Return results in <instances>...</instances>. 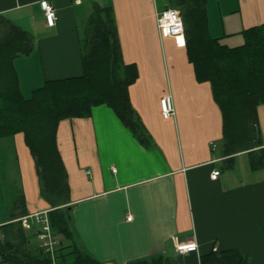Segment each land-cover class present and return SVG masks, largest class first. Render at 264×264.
<instances>
[{
    "label": "crops",
    "instance_id": "0c3cea01",
    "mask_svg": "<svg viewBox=\"0 0 264 264\" xmlns=\"http://www.w3.org/2000/svg\"><path fill=\"white\" fill-rule=\"evenodd\" d=\"M43 1L0 0V19L35 40L33 53L14 63L26 99L47 81L83 75L81 39L95 6L112 9L123 63L139 74L129 96L144 142L107 106L64 120L57 131L72 230L82 249L102 264L158 255L201 264L202 256L232 249L249 264H264V165L252 169L248 151L224 155L223 119L210 84L197 79L186 47L160 36L157 13L166 0H49L57 12L54 27L46 24ZM207 10L210 35L230 48L244 44L245 31L264 25V0H208ZM166 97L174 110L167 119ZM259 122L262 146L254 151L264 155V104ZM7 140L18 154L27 216L50 211L23 134ZM190 242L197 252L177 251V244Z\"/></svg>",
    "mask_w": 264,
    "mask_h": 264
},
{
    "label": "trees",
    "instance_id": "16d2710c",
    "mask_svg": "<svg viewBox=\"0 0 264 264\" xmlns=\"http://www.w3.org/2000/svg\"><path fill=\"white\" fill-rule=\"evenodd\" d=\"M177 9L185 25L186 48L196 77L207 82L223 119L226 157L248 151L252 169L264 165L259 107L264 104V25L243 33L244 44L230 48L209 33L208 0H166ZM83 70L80 77L47 81L26 99L20 88L15 61L31 55L35 40L16 24L0 19V140L23 134L34 159L42 199L50 206L49 221L59 240L54 261L39 246L36 233L18 221L22 212L0 223V264H102L77 243L72 230V210L67 172L57 145L62 121L91 117L95 107L111 108L138 140L146 139L133 110L129 89L139 74L122 60L116 22L111 8L96 7L81 39ZM231 161V160H230ZM201 264H249L239 250L213 251ZM128 264H179L162 255Z\"/></svg>",
    "mask_w": 264,
    "mask_h": 264
},
{
    "label": "built area",
    "instance_id": "2783aa9c",
    "mask_svg": "<svg viewBox=\"0 0 264 264\" xmlns=\"http://www.w3.org/2000/svg\"><path fill=\"white\" fill-rule=\"evenodd\" d=\"M41 5L47 26L54 27L57 21L55 7L49 3V0H44ZM157 26L162 38H173L178 48L186 47L185 25L181 13L177 9L166 8L157 13ZM161 111L166 119L174 114L173 104L170 97L161 100ZM213 147L215 148V145ZM219 176V171H215L212 174L213 179H217ZM131 220L132 218H128V221ZM18 221L25 230L36 233L39 248L43 252L49 254L54 261L55 253L60 242L53 235L49 221V211L23 216ZM193 245H195V247H193ZM197 250L198 245L195 242L177 244V251L180 254L193 253L197 252Z\"/></svg>",
    "mask_w": 264,
    "mask_h": 264
},
{
    "label": "rangeland",
    "instance_id": "374dc122",
    "mask_svg": "<svg viewBox=\"0 0 264 264\" xmlns=\"http://www.w3.org/2000/svg\"><path fill=\"white\" fill-rule=\"evenodd\" d=\"M86 21L84 17L81 30H84ZM19 167L18 154L12 143L7 139L0 140V222L9 220L15 214L16 200L22 189ZM220 167L224 170L223 164ZM37 243V238H34L32 245Z\"/></svg>",
    "mask_w": 264,
    "mask_h": 264
},
{
    "label": "clouds",
    "instance_id": "9594fccd",
    "mask_svg": "<svg viewBox=\"0 0 264 264\" xmlns=\"http://www.w3.org/2000/svg\"><path fill=\"white\" fill-rule=\"evenodd\" d=\"M193 247H195V245H193Z\"/></svg>",
    "mask_w": 264,
    "mask_h": 264
},
{
    "label": "snow or ice",
    "instance_id": "6c2138e0",
    "mask_svg": "<svg viewBox=\"0 0 264 264\" xmlns=\"http://www.w3.org/2000/svg\"><path fill=\"white\" fill-rule=\"evenodd\" d=\"M181 43H182V41H181Z\"/></svg>",
    "mask_w": 264,
    "mask_h": 264
}]
</instances>
